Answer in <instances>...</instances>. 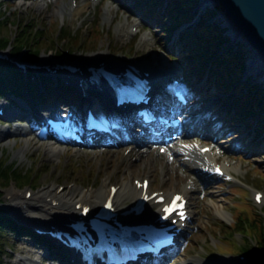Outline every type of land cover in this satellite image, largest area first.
<instances>
[{
  "label": "rangeland",
  "instance_id": "1",
  "mask_svg": "<svg viewBox=\"0 0 264 264\" xmlns=\"http://www.w3.org/2000/svg\"><path fill=\"white\" fill-rule=\"evenodd\" d=\"M80 2L81 4L88 3L87 0H80ZM112 3L110 0H104L95 9L93 6L87 5L79 14L71 15L70 0H23L22 2L21 0H16L14 2V9H20L21 17L25 21L23 23L31 24L32 21L30 19H34L36 26L40 24L39 26L41 27L46 26L45 21H47V25L51 27L50 31H54L53 35L58 40L59 49L44 50L41 59L43 63L45 56H52L51 60H53L58 51L61 52L63 49H70L77 60L82 56L89 57L99 53L109 54L110 51L114 54L130 55L134 51L128 47L130 44L129 33L132 26L135 25L139 27L140 34L136 38L131 39V43H134V47L137 46L136 49L139 54L140 50H150L156 44L162 47L165 46L162 45L165 43L162 32L157 27L153 28L150 23H144L141 15L128 13L121 7L115 10ZM212 7L216 8L218 12L217 16L212 18V20L225 24L226 20L222 14L223 12L216 3H209L204 8L197 6L196 11H198V8L200 10L198 17L207 13ZM112 8H114V11L111 13ZM111 15L113 18H111ZM195 18L198 19L197 16ZM60 22L63 23L65 31H71L75 35H78V38L84 42H82L83 48L80 47L79 49L76 46H71L68 40L62 39L63 37L59 32ZM149 27L150 30H147ZM96 28H99L101 31L95 36L97 32ZM19 29L20 25H16L8 30V32L5 30L3 32L15 43L16 38L19 36V33H17ZM153 29L154 32L157 31V35L153 32ZM179 32L180 30L175 31V36L171 41L172 45L176 42ZM16 34L18 35L17 37L15 36ZM234 45L240 46V51L247 56V60L252 57L250 50L245 48L244 43L236 42ZM171 46L168 45V47L172 48ZM227 47L229 45L224 44L221 50L224 51L228 49ZM256 74L257 72L248 73L246 71L244 77L264 87L263 81H257ZM242 91H244V88ZM225 114L226 111L222 116L226 117ZM229 118L227 115L228 121ZM5 125L9 129L13 128V123ZM224 127L227 129L224 131V141L221 144L227 146V149H229L230 145H233L234 151L231 156H225L223 161L228 165L229 170L234 173L235 177L238 178V181L230 178L216 177L207 179L203 176L196 179L195 192L190 196V209L194 212L195 216L186 230L190 243L183 253L180 252L178 257V261H181V264L185 260L193 262L191 264H224L226 261L222 257H219L218 253L228 254L231 240L227 233L221 236L222 238L220 237V239H214L212 237V230L214 229V232L219 230L218 221L222 219L219 211L227 214V217H224L226 221L230 222L232 220L233 212H235L233 205L237 196L231 193L230 189L242 182L251 190H264V180L259 176V172L264 171V145L257 146L256 143L252 144L251 137L247 135L245 128L240 124L234 125L233 122H228ZM12 131L14 132L13 135L7 139H4V136L0 135V144L4 146V149H7V153L11 156V161H18L19 168L24 172L29 169V172L34 175L35 179L33 184L20 188L19 193L22 194H24L29 186L33 187L35 194L50 184H63L66 186L65 190H67L70 183H77L79 186L84 185V187L94 186L95 188H99L107 174L112 176L113 182H116V179L117 181H122L123 178H130V176L149 174L154 180L153 183L156 189L182 188L187 183V179L190 176V178L194 176L190 171L189 165L181 164L180 167L173 169L164 156L156 157L152 151L144 153L145 150L138 147L126 157L122 156L123 149L116 152L111 150L108 154L94 156L93 154H86L82 149L74 151L71 146H69V151L66 153L62 152L61 156H52L46 150L47 140L38 139L35 133L28 135L32 139L30 142L31 147L27 152L22 153L21 150L26 145L25 137L21 136L19 131L15 132L14 129ZM59 148H61L60 145ZM226 154L230 153L226 151ZM240 154H243L245 157L239 158ZM161 167L166 168L168 171V176L164 180H161L159 177L160 172L158 170ZM12 189L17 188L13 184L2 188L3 196L1 197V202L3 203V208L8 210L12 216L18 218L17 213H14L10 208L11 198L8 192ZM202 193L204 196H202ZM249 198L252 200L251 194H249ZM257 208L260 210V207ZM211 237L213 242H206ZM1 238L5 241V244L1 242L0 245L5 246L6 251L8 247H11L13 252L10 254L9 251L4 252V249L1 248L0 255L3 254V258H0V263L4 261L3 264H14L16 263V257L28 256L30 258L35 254L40 255L42 252L41 249L36 247L37 245L34 244L32 239L25 238L24 236L17 237L5 231ZM236 240L238 244H243L244 242L241 235L236 236ZM252 244L256 248L257 244L255 240L252 241ZM255 248L251 251L252 253L247 255L246 261H238V258H236V264H257L260 253Z\"/></svg>",
  "mask_w": 264,
  "mask_h": 264
},
{
  "label": "trees",
  "instance_id": "2",
  "mask_svg": "<svg viewBox=\"0 0 264 264\" xmlns=\"http://www.w3.org/2000/svg\"><path fill=\"white\" fill-rule=\"evenodd\" d=\"M135 4L137 9L142 11L144 16L157 20V23L164 29V33L171 34L173 30L180 24L194 20L198 15L196 11L199 5V0H130ZM166 1L168 2L165 7ZM1 6V5H0ZM0 9V51L7 48L10 43V38L4 34V30L8 32L11 26L20 25L19 36L16 38V49L14 54L25 46L30 47L31 52L25 57L26 60L38 61L41 53L44 50L58 49V45L53 35V30L50 28L41 31L36 26L35 20L31 24H25L18 10L13 11L8 15V11ZM217 9L210 8L207 13L200 16V22L197 27L189 32L182 33L181 50L184 52L183 58L189 62L191 71L198 68L200 77H204L208 67L211 65V79L216 80L219 84L218 88L224 93H230L232 98L230 106L235 107L239 117L246 122L248 128L253 127L254 139H259L264 134V87L259 84H250L246 92L241 89L245 83L236 88L233 92L235 84L242 81L246 72L247 56L240 51V46L230 47L220 54L223 45L230 39L227 35V28L223 27L220 21H209L217 16ZM170 20V24H167ZM46 24V23H45ZM46 25L45 27H47ZM3 32V33H2ZM62 39L69 38V45L81 46L82 41L78 37H72L70 34H63ZM96 36V35H95ZM59 54H61L59 52ZM11 69L10 75H5V69ZM1 73L3 76L1 77ZM46 83L45 81H43ZM29 84L32 89H37L39 82L33 83L31 75L27 76L19 71L11 64L0 60V92L7 90H24ZM243 86V87H241ZM258 117V118H257ZM250 118V119H249ZM15 182L16 186L22 187L34 182V175L21 173L16 164H10L9 158L0 156V184L8 187ZM250 212V217L247 218L240 210L237 213V218L233 225H224L225 230L233 236L237 232L247 233L255 232L259 236V248L262 254L260 264H264V219L261 214L253 210L252 207H247ZM14 231H23L24 227L15 223L0 207V235L5 229ZM247 241V240H246ZM249 241H247V245ZM232 250H237V244H231ZM3 248L0 245V250Z\"/></svg>",
  "mask_w": 264,
  "mask_h": 264
},
{
  "label": "bare ground",
  "instance_id": "3",
  "mask_svg": "<svg viewBox=\"0 0 264 264\" xmlns=\"http://www.w3.org/2000/svg\"><path fill=\"white\" fill-rule=\"evenodd\" d=\"M23 0H21L22 2ZM210 1H208L209 3ZM207 4V1L204 3ZM79 11L82 8H78ZM106 57L105 53H99L94 54L93 56L84 57L82 56L80 58V62L83 63H89L101 58ZM52 56H45L44 58V64H48L51 61ZM264 63L261 61L258 56H254L253 59H251L250 63V70L252 72H260ZM261 81H264V77L261 79ZM78 86L77 89L80 90ZM100 106V105H98ZM191 123H187L185 132L190 133L191 132ZM21 131L25 132V142L26 145L21 150L22 153H25L29 150L31 138L28 136L31 132H33V128L29 125L22 127ZM154 141H160V137H156L154 140L150 138H144L143 140H138L137 144H143V147H146L150 143H154ZM131 142V141H130ZM56 140H48V143L46 145V150L52 155L59 157L61 156V151L58 145H56ZM135 142H131L128 144H134ZM93 150L95 147H92ZM147 149H149V146H147ZM173 149L178 154L179 157H182V161L184 164L189 165L192 173L198 174L201 173V170H205L207 167L211 168L215 163V160L212 156V154L203 155L200 153V148L197 149V145L195 144H179L175 143L173 145ZM199 150V151H197ZM99 152L96 151V155H98ZM196 155H192V154ZM100 154V153H99ZM101 156V154H100ZM192 156V158H191ZM185 157V158H184ZM210 174V173H209ZM110 181V176H107V178L104 180L103 184L99 188H89L87 190H84L78 186H74L69 188V190H65L63 192L59 191V186L55 184H50L47 187L43 188L39 192L33 194L31 198L27 197V191L22 194L19 193L18 190L12 189L8 192V195L11 198V204L10 208L13 210L14 213L19 214L23 218H25L27 221L30 222H37L42 224H50L53 223V225L62 223L66 221L68 218L76 216V208L75 206L78 203H84L91 205L95 207L99 202L104 201V197L108 195V183ZM175 189V187H174ZM184 192L191 193L192 190H189L187 187L183 188ZM140 194V191L135 189V186L133 183H131L129 180L126 181V179L122 182V187L120 191L117 194L116 200L117 205L119 208H125L127 201L133 197L136 194ZM75 214V215H74ZM191 216H193V212L190 213ZM219 215L221 217H227V214L225 212L219 211ZM31 263V261L29 262ZM193 262L186 261L185 264H191ZM231 264V263H228Z\"/></svg>",
  "mask_w": 264,
  "mask_h": 264
},
{
  "label": "water",
  "instance_id": "4",
  "mask_svg": "<svg viewBox=\"0 0 264 264\" xmlns=\"http://www.w3.org/2000/svg\"><path fill=\"white\" fill-rule=\"evenodd\" d=\"M208 1L216 3L223 12L226 20L223 27L228 29L227 35L230 37L228 45L240 42L250 50L252 57L247 61V71L253 73L249 65L254 56L264 63V0H200L199 7L204 8ZM256 76L257 81H261L264 67Z\"/></svg>",
  "mask_w": 264,
  "mask_h": 264
},
{
  "label": "snow or ice",
  "instance_id": "5",
  "mask_svg": "<svg viewBox=\"0 0 264 264\" xmlns=\"http://www.w3.org/2000/svg\"><path fill=\"white\" fill-rule=\"evenodd\" d=\"M177 199H179V198H177ZM172 210H174V209H172V208H166V209H165L166 212H170V211H172Z\"/></svg>",
  "mask_w": 264,
  "mask_h": 264
}]
</instances>
